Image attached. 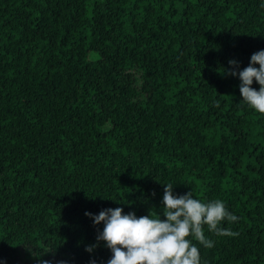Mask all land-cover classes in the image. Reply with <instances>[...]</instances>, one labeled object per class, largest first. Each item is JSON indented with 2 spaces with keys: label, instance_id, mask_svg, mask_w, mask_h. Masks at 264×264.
<instances>
[{
  "label": "trees",
  "instance_id": "trees-1",
  "mask_svg": "<svg viewBox=\"0 0 264 264\" xmlns=\"http://www.w3.org/2000/svg\"><path fill=\"white\" fill-rule=\"evenodd\" d=\"M262 2L0 0V264H107L85 213L161 212L169 182L239 218L201 264H264V115L227 74Z\"/></svg>",
  "mask_w": 264,
  "mask_h": 264
},
{
  "label": "clouds",
  "instance_id": "clouds-1",
  "mask_svg": "<svg viewBox=\"0 0 264 264\" xmlns=\"http://www.w3.org/2000/svg\"><path fill=\"white\" fill-rule=\"evenodd\" d=\"M229 65L227 74L241 82V103L264 115V49L253 53L243 70L236 60H229ZM254 82L259 90L253 87ZM163 185L161 212L150 211L139 217L135 212L125 214L122 207L102 209L98 215L86 212L97 226L98 234L97 243L85 250L92 253L103 243L112 254L107 264H201L200 250L193 241L208 249L215 243L206 237L205 229L220 237L238 235L222 226L224 222L232 224L239 219L222 200L203 202L194 198L192 191L177 195L172 183ZM101 224L102 231L98 227ZM41 264L52 262L41 259ZM56 264L67 262L61 260ZM90 264H96V260L92 259Z\"/></svg>",
  "mask_w": 264,
  "mask_h": 264
}]
</instances>
